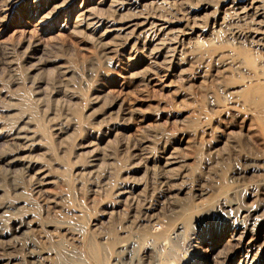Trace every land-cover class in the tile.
<instances>
[{
	"label": "rangeland",
	"instance_id": "obj_1",
	"mask_svg": "<svg viewBox=\"0 0 264 264\" xmlns=\"http://www.w3.org/2000/svg\"><path fill=\"white\" fill-rule=\"evenodd\" d=\"M0 264H264V0H0Z\"/></svg>",
	"mask_w": 264,
	"mask_h": 264
},
{
	"label": "bare ground",
	"instance_id": "obj_2",
	"mask_svg": "<svg viewBox=\"0 0 264 264\" xmlns=\"http://www.w3.org/2000/svg\"><path fill=\"white\" fill-rule=\"evenodd\" d=\"M259 212V211H258ZM239 236V235H238ZM234 246L230 244L229 249H228V254L232 253ZM129 251V250H128ZM119 254V253H118ZM95 257V256H94ZM126 259V257H125ZM98 260V259H97ZM102 261V260H101ZM148 263V262H147Z\"/></svg>",
	"mask_w": 264,
	"mask_h": 264
}]
</instances>
